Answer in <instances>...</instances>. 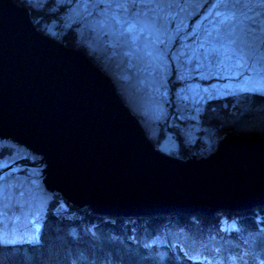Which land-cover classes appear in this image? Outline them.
Wrapping results in <instances>:
<instances>
[{"label": "water", "instance_id": "water-1", "mask_svg": "<svg viewBox=\"0 0 264 264\" xmlns=\"http://www.w3.org/2000/svg\"><path fill=\"white\" fill-rule=\"evenodd\" d=\"M42 156L44 183L94 213L214 214L264 205V137L231 134L207 157L158 150L87 55L0 0V139Z\"/></svg>", "mask_w": 264, "mask_h": 264}, {"label": "snow or ice", "instance_id": "snow-or-ice-1", "mask_svg": "<svg viewBox=\"0 0 264 264\" xmlns=\"http://www.w3.org/2000/svg\"><path fill=\"white\" fill-rule=\"evenodd\" d=\"M51 3L61 12L67 9L66 19L80 25L93 54L114 66L124 82L146 92L164 117L160 131L168 139H180L185 130L176 121L189 118L184 113L190 109H194L190 118L199 120L206 101L234 95L237 90L264 96V0H37L41 8ZM170 61L175 62V68ZM194 76L201 81L237 82L235 87L231 82L212 83L202 89L185 84L176 90L177 100L182 95L188 100L186 93H191L193 103L177 107L179 116L173 112V119L168 120L164 106L173 107L169 85ZM156 143L171 154L159 136ZM8 167L0 162V169ZM24 196V184L12 183L9 174L0 171V216ZM36 229L39 231L40 225ZM0 243L15 241L0 236ZM257 260L264 264V258L253 255L252 264Z\"/></svg>", "mask_w": 264, "mask_h": 264}, {"label": "trees", "instance_id": "trees-1", "mask_svg": "<svg viewBox=\"0 0 264 264\" xmlns=\"http://www.w3.org/2000/svg\"><path fill=\"white\" fill-rule=\"evenodd\" d=\"M220 102L210 103L204 122L218 128L223 125L232 134L264 136V96L249 93L232 112ZM216 109L220 111L218 115ZM126 218L97 214L86 206L72 214L50 210L36 238L0 243V261L3 264H207V257L190 248V241L185 240L196 237L199 245L205 241L209 246V236L218 241L231 240L230 255L241 252L245 256L242 261L246 255L253 257L257 247L256 252L261 251L258 242L253 241L252 245L244 235L264 233L262 205L242 211L219 210L212 215L172 212L135 216L139 220L135 223Z\"/></svg>", "mask_w": 264, "mask_h": 264}, {"label": "rangeland", "instance_id": "rangeland-1", "mask_svg": "<svg viewBox=\"0 0 264 264\" xmlns=\"http://www.w3.org/2000/svg\"><path fill=\"white\" fill-rule=\"evenodd\" d=\"M14 2L28 8L31 20L39 32L52 37L68 47L84 52L90 61L99 67L100 70L113 81L118 95L128 106L130 111L138 117L145 129L147 137L161 152L165 153L156 143L157 136L160 137V143L164 144L165 147L171 151L170 155L187 159L193 156L197 158L209 156L216 151L222 139L232 134L223 125L218 128L217 126L214 127L213 124L204 122V114L208 110L207 108L210 103L218 100H221L220 103L224 108H228L229 111L232 112L235 110L234 106L242 105L243 100L247 94L249 95V92H240L237 90L234 95L217 97L211 101H206L204 103L205 112L201 115L199 120H192L190 118L194 113V109L186 111L184 114L189 118L184 121H176L184 128L185 134L180 139H177L175 136L168 139L160 131L163 126L162 121L164 117L154 104L150 103L146 92L138 90V86H133L124 82L120 79L114 66H107L103 57L92 53L89 44L84 40L80 25L66 19L67 9L61 12L54 3L49 4V6L45 8H41L38 6L37 0H32V4L30 5L27 3V0H14ZM181 2H183V0H181ZM196 2H200V0H196ZM208 2H213V0H208ZM37 21H39V23H37ZM188 23H193V20H189ZM174 26L173 24V27ZM170 64L175 68V62L170 61ZM171 79L175 80V76L171 77ZM230 82L233 84V87H235L237 82L235 79L231 81L229 79L223 81L217 79L201 81L199 77L194 76L191 80H186L183 83L176 82L175 85L170 84V99L173 101V107L169 109L167 105L164 106V111L168 113L167 119H173L172 113L176 112L177 107H184L185 105H191L193 103L191 93H186V95L190 97L188 100H184L183 95L177 100L175 92L180 87H184L185 84H192L197 89H202L210 86L212 83L220 85ZM219 112L220 111L216 109L215 115H218ZM179 114V112H176L177 116H179ZM211 115H214V113ZM158 116H160V119H157ZM220 119L223 120V118ZM165 141L167 142L165 143ZM42 160L40 154L31 151L11 138L0 139V162H6L9 165L8 168L0 169V171L8 173L12 183H23L25 187V196L21 198V203L17 204L14 200L12 206L4 210L6 214L0 216V236L8 241H15V243H18L36 238L50 210L72 214L77 208H82L72 203L69 204V201H67L60 192L50 190L46 187L44 183L45 174L43 173L45 164L42 163ZM13 162H15V164H13ZM13 167H20L24 170L12 171ZM33 180L36 181L35 185L31 183ZM218 211L219 210L216 212ZM130 216L132 217H129V215H123L122 217H127L126 220L128 221L132 219L133 222H139L138 218H134L135 216L133 215ZM138 216L145 215H137V217ZM36 225H40L39 231H37ZM214 229L217 230L216 228ZM244 237L246 242H250L254 245L253 241H256L261 247V251L258 253L256 252L258 247L257 249L255 247V252L251 250L252 253L254 252L251 256L255 255L258 258H264V256L261 255L264 254V233H253V235H244ZM213 238L214 237L209 236L207 240L209 246L206 245L207 242L205 241V244L201 241L200 246L196 237H194L193 240L187 238L185 242L187 243V240H189L190 248H194V251L206 256L207 264H252V257L248 255H246V258L242 261L244 255H242L241 252L239 255L234 253L230 255L228 248L232 247L231 240L218 241L216 238Z\"/></svg>", "mask_w": 264, "mask_h": 264}, {"label": "bare ground", "instance_id": "bare-ground-1", "mask_svg": "<svg viewBox=\"0 0 264 264\" xmlns=\"http://www.w3.org/2000/svg\"><path fill=\"white\" fill-rule=\"evenodd\" d=\"M258 206V205H257ZM170 213H172V212H170ZM184 213H186V212H184ZM157 214H159V213H157ZM167 214H169V213H167ZM118 217H121V216H118Z\"/></svg>", "mask_w": 264, "mask_h": 264}]
</instances>
